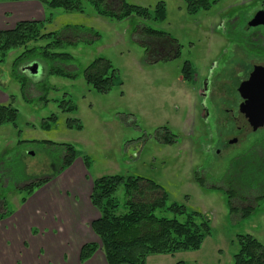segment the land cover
<instances>
[{"label": "rangeland", "instance_id": "obj_1", "mask_svg": "<svg viewBox=\"0 0 264 264\" xmlns=\"http://www.w3.org/2000/svg\"><path fill=\"white\" fill-rule=\"evenodd\" d=\"M126 1L151 10L164 1L166 18L163 21L138 17L117 20L97 14L85 0L84 12H66L41 5V15L35 18L45 22V32H58L63 40L51 52L67 53L71 58L47 59L38 53L28 54L14 69L15 59L26 49L40 51L51 41L40 39L11 50L5 61L0 62V99L2 103H12L19 111L16 127L10 123L0 126V211H4L5 202L13 214H21L25 193L20 189L35 178L50 176L59 167L56 159L61 149L39 142L70 143L79 152L75 162L88 158V168L84 167L87 174L83 181L68 176L67 184L64 180V183L57 180L48 183L72 205L69 210L76 223L70 221L64 226L62 219L55 217L62 229L67 228L62 243L69 251L65 256L64 252L53 254L52 243L39 245L40 240L45 242L48 229L41 231V225L35 224L32 233L29 230L32 238L26 241V247L33 250L26 264H76L79 243L87 236L85 228L91 231L92 221L78 222L81 211L85 217L90 214L86 208L88 184L91 190V180L116 174L151 179L168 193L169 203L184 204L189 211L200 212L210 219L211 234L201 249L150 255L148 264H234L239 235L251 234L264 245V198L248 201L252 193L246 195L241 188L245 187L243 174L247 167L241 170L242 162L238 166L232 163V158L240 155L253 166L260 160L264 168V128L248 134L242 144L222 158L216 156L211 148L217 125L212 115L208 120L203 116L200 107L203 97L199 90L202 81L217 76L225 61L235 62L239 56L234 51L235 44L248 49L245 41L253 43L251 38L256 30L264 34L263 25L248 28L253 16L264 10V0H210V9L194 14L189 13L185 0ZM5 2L21 1L0 0V25L12 28L18 18L4 12ZM106 2L109 10L120 7V0ZM29 11V6L19 7L23 15ZM50 14L53 19L46 22ZM144 26L165 31L177 39L180 54L169 60L154 61L160 42L157 53L147 52V46H156V40L142 34ZM163 50H160L162 55ZM246 53L250 55L254 51L248 49ZM98 57L110 60L117 71L114 86L107 93L96 91L84 77L86 67ZM187 61L194 72L193 80H186L182 75ZM34 63L39 65L37 74L24 69ZM54 67L76 76L50 74L49 70ZM23 83L25 89H22ZM63 100L70 101V106L75 105L76 111L63 112L60 107ZM52 115L58 117L57 122L50 128L42 127ZM68 119H78L83 128H69ZM228 125L225 129L219 127L231 133ZM163 128L176 135L175 142L165 143L158 137ZM25 140L38 143H20ZM52 159L56 162L54 165ZM218 167L231 169L218 173ZM231 190H237L239 196L230 205ZM259 192L264 193V185ZM116 196L123 204L127 199L124 186H120ZM75 205L78 209H74ZM248 207L252 212L244 216L243 210ZM7 219L0 221V234L6 235L7 239L3 240L8 246H14L17 240L9 233L13 222ZM96 241H99L97 237ZM104 260L99 250L93 262L101 264ZM19 263L25 264L14 262Z\"/></svg>", "mask_w": 264, "mask_h": 264}, {"label": "trees", "instance_id": "obj_2", "mask_svg": "<svg viewBox=\"0 0 264 264\" xmlns=\"http://www.w3.org/2000/svg\"><path fill=\"white\" fill-rule=\"evenodd\" d=\"M23 1V0H10ZM44 8L62 9L66 12H84V0H35ZM90 2L96 13L109 18L124 20L138 17L144 20L163 21L166 18V4L159 2L154 10L135 4H130L126 0H120L118 9L109 10L106 0H85ZM189 13H197L200 10H208L212 3L210 0H185ZM46 22H51L53 15H48ZM45 22L42 20H20L12 28L0 29V62L5 61L8 53L18 47L27 46L30 42L40 39H49L50 43L37 48L26 49L18 56L14 63L17 69L23 59L28 54H40L43 58L70 59L67 53L51 52V48L60 47L63 40L58 32H45ZM142 34L151 40H156V46H147V52L157 53L158 44L160 49H166L168 54L159 55L154 61L169 60L180 54V44L169 33L144 26ZM159 52V51H158ZM50 74H56L66 78H74L76 75L61 68H51ZM183 78L193 80L194 72L189 61L185 62L182 68ZM86 82L100 93L109 92L114 86L117 78V71L113 68L110 60L104 57L96 58L84 70ZM25 89V83L22 84ZM70 101L63 100L60 107L63 112L76 111V106L69 105ZM19 111L12 103L0 102V126L10 123L17 126ZM58 117L52 115L42 123V127L50 128L57 122ZM69 128L82 129L83 125L78 119H68L66 122ZM162 141L173 143L176 135L168 128H163L158 132ZM162 134V135H161ZM38 143L37 141H20V143ZM39 143L50 144L61 149L56 162V171L48 177L35 178L29 184L21 188L25 193L22 204L31 197L37 189L53 181L62 172L71 167L79 157V152L75 145L70 143H57L44 141ZM259 159V158H258ZM85 168H88L87 157L82 159ZM52 165L56 163L51 160ZM244 167V184L241 187L246 193L251 192L253 187L261 188L264 184V168L260 160H256L255 165L246 163V158L240 157L234 162L235 166L240 163ZM256 174V175H255ZM248 175H251L249 178ZM92 188L89 192V201L95 208L99 216L90 223L91 230L99 241H90L82 245L79 252V262L85 263L91 259L97 251H101L107 264H148L150 255H174L180 251H197L201 249L205 238L211 234L210 219L197 211H189L184 204L176 202L169 203V195L164 188L151 179L144 177L124 176L120 174L105 175L93 179ZM263 184V185H262ZM120 186H124L127 199L123 204L118 200L116 193ZM232 183V187H233ZM231 196L238 195L237 190H231ZM252 198V195L250 196ZM231 199V197H230ZM252 201V200H251ZM258 202V201H256ZM232 201L230 200V205ZM255 208V207H254ZM4 211H0V221L13 215L5 202ZM252 212L248 207L243 210V215L247 216ZM239 250L234 255V264H264V245L251 234H241L238 236ZM177 264H185L178 262Z\"/></svg>", "mask_w": 264, "mask_h": 264}, {"label": "crops", "instance_id": "obj_3", "mask_svg": "<svg viewBox=\"0 0 264 264\" xmlns=\"http://www.w3.org/2000/svg\"><path fill=\"white\" fill-rule=\"evenodd\" d=\"M4 6H6L4 12L11 13L12 16H17L18 21L20 20H32L37 19L35 16H38V14L41 15L40 8L41 4L37 1H21V2H5ZM23 6H29L31 8V11L26 12V15H23L19 13V7ZM7 27H2L0 25V29H6ZM0 102L2 103L1 99ZM77 166L76 170L75 167ZM83 161L81 159H78V161L75 162L74 166L71 167L69 170L67 169L66 172L61 173L56 179L57 181H61V183L67 184L68 180L67 177H73L76 178L79 181H83L84 175H86V170L84 168ZM81 168V169H80ZM81 177V178H80ZM80 178V179H79ZM64 180V182L62 181ZM67 180V181H65ZM53 182V181H51ZM64 184V185H65ZM54 186V185H53ZM53 186L49 187V184L41 187L38 189V191L28 198V200L21 204L20 212L21 214H13L11 217H9L7 220H11L13 222L12 229L9 233L11 237L17 240V242L11 246L7 245V242L4 241L7 239L6 235L0 234V264H14V262L18 263V261L27 263L28 256L32 255L33 250L31 251V247H26V241L31 239L32 233L31 229L33 225H41V231H45V229H48L47 235L45 236V242H41V240L38 242L39 245L45 246L48 245L47 243H52V253L53 254H59L69 251V248H66L65 244L62 243L63 240H65V234L66 229L64 228L65 225H67V222H74L76 223V219H74L73 214L70 209H72L71 203H66L65 198L62 196L57 195V192L53 189ZM88 192H90L91 184H88ZM47 187V188H46ZM49 187V188H48ZM90 196V194H89ZM60 198V199H59ZM63 204V205H61ZM86 208L89 215L88 217L84 216V212L79 214L78 218L81 223V221H93L94 219L98 218L99 213L98 211L93 208L91 205L89 198H86ZM68 209V210H67ZM74 209H78V207L75 205ZM46 213V215H43V213ZM76 216L75 211L73 212ZM20 216V220L17 221V219ZM55 217L58 218V220L62 219V222H64L63 229L59 224L56 223ZM66 222V223H65ZM30 228V229H29ZM30 230V232H29ZM63 231V232H62ZM87 236L79 243L80 249L83 244L90 242V241H96V235L93 233V231L86 230ZM8 236V234H7ZM4 239V240H3ZM98 251L95 253V255L86 261L85 263L79 262V253H78V262L76 261V264H94L93 261L96 259ZM65 258V257H63ZM12 262V263H11ZM50 262V261H49ZM20 264V263H19ZM101 264H107L104 260V263L101 262Z\"/></svg>", "mask_w": 264, "mask_h": 264}, {"label": "flooded vegetation", "instance_id": "obj_4", "mask_svg": "<svg viewBox=\"0 0 264 264\" xmlns=\"http://www.w3.org/2000/svg\"><path fill=\"white\" fill-rule=\"evenodd\" d=\"M253 18L250 20L248 28L253 26L251 25ZM251 42L253 43L249 44V42L245 41V45L248 49H253V54L248 55L246 53L248 49L245 48L244 50L243 45L235 44L234 51L239 55L237 58L234 56L235 62L225 61L217 76L208 77L202 81L199 90L200 95L203 97L200 103L203 116L208 120L212 115L214 123L217 125L216 138L212 140L213 148L211 150L220 158L230 149L242 144L248 134H255L258 130L264 128L263 126L262 128L251 130V132L246 130L245 127H238L237 125L242 107L252 99L260 97V94H257L254 90L252 91V88L245 87L253 75L257 74L255 71L257 68H261L258 74L263 81L259 80L264 83V34L260 30H256L253 33ZM162 52L168 54L166 49ZM211 110L213 113H211ZM228 124L231 126V133L224 132L219 127L222 126L225 129L229 126ZM212 137L214 138L213 135ZM240 157L242 156L236 155L233 157L232 163L234 164ZM218 169L216 170L218 173L224 171L227 173L231 167L228 170L220 167ZM262 187H253L251 190L252 198L248 200L249 202L251 200L259 201L264 198V193L259 192L262 191ZM235 197L236 195L231 197L230 200L232 201ZM240 201L243 202L241 199Z\"/></svg>", "mask_w": 264, "mask_h": 264}, {"label": "water", "instance_id": "obj_5", "mask_svg": "<svg viewBox=\"0 0 264 264\" xmlns=\"http://www.w3.org/2000/svg\"><path fill=\"white\" fill-rule=\"evenodd\" d=\"M251 25L264 26V10H260L253 18ZM39 65L37 63L30 64L24 69L33 74L38 73ZM261 68H257L255 71L257 74L253 75L252 79L245 87L252 88L257 94H260L259 98L250 99L251 101L244 105L240 111L239 118L237 120L238 127H245L246 130H256L264 126V83L258 74ZM261 79V81L259 80ZM244 88V87H243Z\"/></svg>", "mask_w": 264, "mask_h": 264}]
</instances>
